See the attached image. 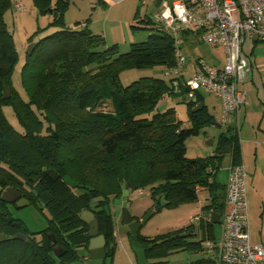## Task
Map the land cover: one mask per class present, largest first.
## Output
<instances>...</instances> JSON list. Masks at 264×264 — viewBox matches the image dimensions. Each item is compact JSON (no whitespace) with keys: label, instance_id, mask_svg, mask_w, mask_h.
Wrapping results in <instances>:
<instances>
[{"label":"trees","instance_id":"obj_1","mask_svg":"<svg viewBox=\"0 0 264 264\" xmlns=\"http://www.w3.org/2000/svg\"><path fill=\"white\" fill-rule=\"evenodd\" d=\"M36 3L42 14L52 15L51 25L59 30L37 42L31 54L26 51L19 73L23 97L13 81L20 55L5 23L13 1L0 0V187L15 189L30 206L45 209L50 217L45 230L32 233L13 218L11 204L3 202L0 194V235L7 237L0 244V264L78 260V249L88 250L90 240L89 228L80 218L83 210L98 218L100 235L106 240V259L113 258L116 238L110 198L121 199L124 189L131 193L150 188L152 197L164 199L171 209L195 202L200 190L207 191L210 203L204 209L209 221L201 222L199 242L189 241L194 236L192 227L155 238L140 232L129 234L133 246L142 248L151 264H159L158 259L172 252L205 251L207 241L219 238L210 216L225 211L226 185L216 181L224 155H218L229 150V168L243 163L238 133L228 128L219 135L214 155L190 159L186 141L208 127L220 126L209 113L203 94L186 102L192 126L184 128L174 109L157 112L167 94L187 99L186 89L174 91L173 77L141 78L127 87L120 82L121 72L127 69L161 67L164 73L172 69L174 39L153 33L147 41L133 44L129 53L119 54L116 46L107 47L101 36L87 28L66 27L68 0H56L55 7L51 0ZM141 22L146 27L132 28L146 30L153 24ZM6 87L11 91L8 98H4ZM107 102L112 112L100 109ZM198 104L204 107L193 114ZM6 109L11 110L16 126ZM154 207L163 208L157 202ZM18 235L25 240L16 239ZM57 246L65 251L60 258L54 254Z\"/></svg>","mask_w":264,"mask_h":264},{"label":"rangeland","instance_id":"obj_2","mask_svg":"<svg viewBox=\"0 0 264 264\" xmlns=\"http://www.w3.org/2000/svg\"><path fill=\"white\" fill-rule=\"evenodd\" d=\"M13 8L5 14V23L8 31L14 38L17 51L20 55V62L16 67L14 74V86L20 92L22 89L19 85V73L24 62L26 51L32 44H36L45 37L55 34L59 28L52 26L53 17L50 13L42 14L37 6L36 0H12ZM69 6L64 14V22L70 29H88L93 34L101 36L105 40L107 47L116 46L119 54H126L131 51L133 44L142 43L148 40L153 33H166L163 24L156 20V15L163 11L162 7L156 6L155 0H147V4L139 0H68ZM169 3L173 0H166ZM56 0H51V6L55 7ZM142 20L151 21L152 27L143 30H134L132 26L139 25L146 27ZM80 24V25H79ZM79 25V26H78ZM31 40V43H30ZM181 52L187 58V67L193 65L194 60H201L206 65L214 67H223L225 64V55L221 47H212L204 43L199 34L191 32L186 37L181 36ZM254 47V48H253ZM264 51V43L257 42L254 44L247 43L244 46V53L247 62L253 61V82L250 81L251 75L247 74L240 89L247 93L250 113L244 119V129L242 134L238 131L241 139L248 140L255 147H264V74L259 68L257 58L259 50ZM191 74V71L190 73ZM251 74V73H250ZM164 68H144V69H127L121 72L120 82L122 86H130L135 81L154 77L157 79L164 76ZM262 77H261V76ZM165 78V79H166ZM11 92V91H10ZM22 94V92H20ZM204 102L210 114H218V98L202 92ZM23 96V94H22ZM24 97V96H23ZM185 100V101H184ZM188 99L181 95L167 94L159 102L157 112H165L174 109L177 118L183 122L184 128H190L192 125L188 118ZM220 102V101H219ZM102 110L112 112V105L107 102L101 106ZM5 114L11 119L16 126L17 121L12 116L11 110L6 109ZM226 130L224 126L214 125L206 128L200 136L192 137L186 141L187 157L205 158L210 156L211 151L216 150V146L209 148L206 152L204 148V137L210 135L215 139ZM240 141H243L241 140ZM211 142L207 143V145ZM227 169H221L218 180L225 181ZM125 189L122 192V196ZM128 191V190H127ZM143 194L139 191L129 193L127 205L124 208L123 198H110V210L114 218L116 251L113 258L92 260L89 257L88 250L78 249V260L69 264H137L136 256L133 251L134 239L130 238V230L124 223V213L127 211L132 218H140L155 209L156 200L152 197L150 188H144ZM77 192V189L75 190ZM101 201V200H100ZM210 203L209 194L205 190H200L198 200L189 204H184L178 208H167L165 200L160 201L157 212L141 229L140 234L145 237L155 238L168 233L177 232L189 227L193 228V237L189 238L191 242H199L202 237L200 232L201 221L194 218L201 215L208 216L204 207ZM10 211L14 219L21 220L28 230L32 233L41 232L47 228L49 213L38 207L26 206L17 208L11 205ZM215 236L220 234V225L215 224L213 227ZM209 258L205 251L190 252L179 251L172 252L167 257L158 259L159 264H198L203 259ZM213 259V257L211 256Z\"/></svg>","mask_w":264,"mask_h":264},{"label":"built area","instance_id":"obj_3","mask_svg":"<svg viewBox=\"0 0 264 264\" xmlns=\"http://www.w3.org/2000/svg\"><path fill=\"white\" fill-rule=\"evenodd\" d=\"M160 6L163 11L156 20L164 25L176 45L175 66L166 70L164 76L175 79L176 93L186 89L188 100L202 92L217 97L221 105L217 124L234 127L238 133L235 118L248 105L247 94L240 89L250 70L243 47L247 43H264V0H173L162 1ZM187 32L199 34L212 47H221L224 66L194 60L189 74L187 58L180 47L181 36ZM247 179L243 164L229 168L221 236L205 243L221 264H264V242L254 245L250 241ZM195 220L209 221V216L199 215Z\"/></svg>","mask_w":264,"mask_h":264},{"label":"crops","instance_id":"obj_4","mask_svg":"<svg viewBox=\"0 0 264 264\" xmlns=\"http://www.w3.org/2000/svg\"><path fill=\"white\" fill-rule=\"evenodd\" d=\"M256 43L257 42L251 43V44L255 45ZM243 49H244V47H243ZM243 53H244V50H243ZM244 55H245V53H244ZM256 59L259 60V68H261L264 71V51H263V49H262V51L259 50L257 58H255L254 63H256ZM248 64H249L250 70L248 71L247 74L251 75L250 81L253 82V78H254L253 61L249 60ZM190 68L191 67H189V71H188L189 73L191 71ZM263 74H264V72H263ZM244 81H245V79H244ZM244 81L241 84H243ZM247 98H248V96H247ZM217 101H218V114L215 116L216 119L219 117V115L221 113V105H220L219 100H217ZM248 106H249V101H248V105L243 107L239 111V113L237 114V116L235 118V121H237V123L239 125V130H240L241 134H242V131L244 129V119H246V117H248V115L250 113V110L248 111ZM230 127L226 126L225 127L226 130L224 132H226L227 129ZM231 128L233 129L234 127H231ZM239 137H240V135H239ZM217 139H215L214 137H212L210 135H207L204 137V148H205L206 152L209 150V148H213L214 146H216ZM239 139H241V138H239ZM241 140H243V141H240L241 150H242V161H243L242 164L244 165L246 172L248 174L247 199H248V207H249L250 241L252 244L256 245V244H260V243L264 242V147L252 146V143L248 141V140H250V138H248V137L246 139L243 138ZM209 142H211V144L207 145V143H209ZM214 153H215V150L211 151L210 156L214 155ZM222 169H224V168H222ZM226 171H227V173H226L224 182H220L218 180V176H219L220 171H218V173L216 174V181L219 182L220 184H223V185L227 184L229 169H227ZM139 193L143 194V191L140 190ZM203 217H207V216L203 215ZM222 218H223V215H222ZM222 218H221V222L218 223L220 225V234L218 236L219 238L221 236V230H222V224H221ZM205 252L209 256V258L202 260V261H204V260L206 261L205 264H221L218 261H216V258L214 256L213 252L208 251L207 249H205ZM211 256L213 257V259L211 258Z\"/></svg>","mask_w":264,"mask_h":264},{"label":"water","instance_id":"obj_5","mask_svg":"<svg viewBox=\"0 0 264 264\" xmlns=\"http://www.w3.org/2000/svg\"><path fill=\"white\" fill-rule=\"evenodd\" d=\"M162 3V0H158L157 2V7L160 6V4ZM36 45L32 44L30 45V47L28 48L29 53L31 54L34 49H35ZM10 89L9 88H5L4 89V98H8L10 96ZM194 102H196L194 100ZM204 105L203 104H198L193 110L192 113H197L199 111H201L203 109ZM229 150H227L226 154H223V151H221L218 155V157H221L222 155H224V161L222 164V168L224 169H229L230 167V154L228 152ZM0 194L1 196V200L5 203L8 204H15V206L17 208H24L26 206H28L30 203L29 201H27L25 198L22 197V194L18 191H16L15 189L9 188L7 190H3L0 187ZM127 197H128V191H124L123 193V201H124V208L127 205ZM101 199H96V201H100ZM161 198L157 199V203H160ZM159 212V208H156L154 212L148 213L146 214L142 220H140V222L134 221V219L130 216V214L125 211L124 213V223L125 225L128 226L129 230H130V235L132 236H136L138 235V233L140 232L141 227L147 223L149 221V219H151V217H153L155 215V213ZM223 213L220 211H215L214 213L211 214L210 216V221L212 224H218L221 222V218H222ZM80 218L82 220V222H84L85 224H87L88 228H89V232H88V236L90 238L89 240V245H88V253H89V257L92 260H98V259H105L107 256V251H106V240L105 237L103 235H100V229H99V223H98V218L94 216V214L88 210H83L80 214ZM49 237L52 239L53 244L56 243V239L54 237V235L50 234ZM16 239H20V240H25V236H16ZM7 240V237L5 235H0V244L5 242ZM133 251L135 253L136 256V260H137V264H151L149 263V261L146 258L145 255V251L140 248V247H136L133 246ZM54 254L60 258L65 254V251H63V249H61V247H55L54 248Z\"/></svg>","mask_w":264,"mask_h":264},{"label":"flooded vegetation","instance_id":"obj_6","mask_svg":"<svg viewBox=\"0 0 264 264\" xmlns=\"http://www.w3.org/2000/svg\"><path fill=\"white\" fill-rule=\"evenodd\" d=\"M11 205H15V204H11Z\"/></svg>","mask_w":264,"mask_h":264}]
</instances>
